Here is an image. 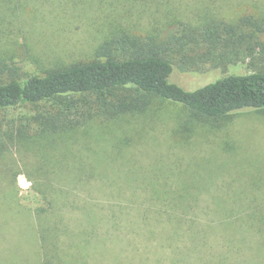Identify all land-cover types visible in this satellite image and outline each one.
Wrapping results in <instances>:
<instances>
[{"label": "rangeland", "instance_id": "374dc122", "mask_svg": "<svg viewBox=\"0 0 264 264\" xmlns=\"http://www.w3.org/2000/svg\"><path fill=\"white\" fill-rule=\"evenodd\" d=\"M200 10L229 22L243 16L262 18L264 0H0V69L5 67L0 80L11 75L25 79L88 62L106 40L121 33L116 29L139 38L163 37L172 31L166 19L198 21L195 14ZM261 61L255 49L242 60L216 67L207 64L196 73L174 67L169 82L194 91L228 75L259 71ZM31 114L24 106L1 112L0 139L6 142L5 133L15 134ZM51 145L42 140L6 143L8 149L0 157V264H42L44 244L54 252L64 244L70 253L77 252L79 262L67 257L70 264H131L130 259L135 263L140 256L134 253L136 247L145 248L142 256L162 259L172 239L182 246L187 241L182 237L175 241L173 236L163 241L169 226L161 217L156 220L154 212L145 220L138 216L143 212L140 205L160 203L156 198L163 195L150 188L169 190L179 184L200 186L187 216L207 232L212 253L232 252L234 256L226 255L231 264H264V111L247 109L214 120L154 98L143 114L98 124L89 141L55 149ZM37 146H45L37 151L49 159L43 168L37 162ZM91 149L105 153L94 169H105L107 177L95 175L84 186H75L65 170L89 163ZM68 150L86 162L74 160ZM65 190L74 205L60 208ZM218 198L240 216L238 229L248 231L237 256L221 244L222 235L228 233L223 215L214 213ZM47 200L58 203L49 208ZM86 207H91L87 215ZM55 213L64 218L67 231L60 227L51 235ZM145 230H151L150 236L142 233Z\"/></svg>", "mask_w": 264, "mask_h": 264}, {"label": "trees", "instance_id": "16d2710c", "mask_svg": "<svg viewBox=\"0 0 264 264\" xmlns=\"http://www.w3.org/2000/svg\"><path fill=\"white\" fill-rule=\"evenodd\" d=\"M199 12L195 14L200 17L198 21L190 19L177 22V18L173 21L166 19L165 22L172 31L163 37L147 35L139 38L116 29L121 33L106 40L96 50L95 58L88 62L71 64L25 79L11 75L5 81L0 80V113L18 106L29 107L32 113L28 118H23L15 134L12 131L5 133L6 142L0 139V157L8 149L6 143L16 144L27 140L36 143L42 140L47 146L52 144L51 149H55L63 144L69 147L79 141H89L98 124L106 125L128 115L143 114L148 110L150 100L154 98L179 104L192 114L214 120L247 109L264 111V17L243 16L237 21L229 22L204 10ZM255 49L261 53L263 63L259 71L246 75H228L206 83L194 91H185L169 82L174 67L184 73H196L207 64L216 67L225 61L231 63L242 60L251 56ZM94 135L100 137L95 131ZM84 145L87 150L91 148L87 141ZM40 149H45V146H37L35 151L39 152L37 150ZM69 151L67 155L74 160L82 159L86 162V158H82L84 156L79 157L76 153L74 155V151L69 154ZM90 154L92 158L89 163L81 162V166L73 169L68 166L65 170L69 177L71 175L75 186H84L86 179L95 175L107 177L105 169L97 172L94 169V166L97 168L100 164L98 160L104 159L105 153L91 149ZM46 159L44 153L39 152L37 162L39 165L42 163V168L47 163ZM199 187L194 184H179L169 186L170 191L162 187L150 188V191L163 197L156 198L160 201L158 205L151 204L147 207L141 204L143 212L138 216L142 215L145 220L154 212L151 215L156 220L161 217L169 226L167 233L163 235V241L172 236L178 241L182 237L188 245L174 244L172 239L169 253L162 259L151 254L155 256L154 260L149 259L146 254L142 256L145 248L139 251L136 247L134 253L140 256L135 263L130 259L131 264H231L226 261V255L234 256L232 252L226 253L223 250L224 256L221 252L212 253L213 248L209 247L207 232L204 228L201 230L197 221L190 220L187 216V212L193 208L192 203L197 202ZM36 189L45 196L39 188ZM65 189L69 190L68 187ZM69 191H63L61 197L64 199H59L60 208L74 205L68 198ZM217 200L216 206H213L214 213L223 215L221 218L226 221L223 229H227L228 233L222 235L221 244L232 248L237 256L239 245H243L248 231H240V216L221 198ZM56 203L58 202L53 200L46 202L49 208H55L53 206ZM81 203L85 204L83 201ZM235 203L232 200V205ZM90 211L91 207H86V215ZM108 221L110 222L109 219ZM64 223L60 213H55L51 221V235L60 227L61 231H67ZM82 230L85 231L84 228ZM150 231L145 230L142 233L148 237ZM162 231L164 229L160 230V244ZM69 233L70 231L67 235ZM212 235L219 236L215 233ZM154 236H157L155 232ZM128 242L129 246L133 244L130 239ZM64 245L58 246L54 252L44 244L42 264H70L66 263L67 257L79 262L77 252L70 253L69 248L64 249Z\"/></svg>", "mask_w": 264, "mask_h": 264}]
</instances>
